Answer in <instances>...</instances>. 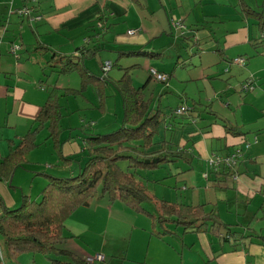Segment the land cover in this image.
Masks as SVG:
<instances>
[{
	"label": "crops",
	"instance_id": "1",
	"mask_svg": "<svg viewBox=\"0 0 264 264\" xmlns=\"http://www.w3.org/2000/svg\"><path fill=\"white\" fill-rule=\"evenodd\" d=\"M32 1L0 0V161L8 155L9 142L18 145L33 128V121L51 90H58L61 98L67 97L62 95L64 90L80 88L78 71H73L78 73L77 78L69 77L68 73L59 74V69L53 67L59 56L76 57L80 50H96L94 55L87 54L88 57L84 58L79 69L97 76L101 75L102 65L106 61L113 63L110 60L102 61L94 72L84 66L85 60L94 58L106 45H113L112 52L118 53V56L120 53L125 56L122 53L148 50L153 57L159 58L161 52L156 48H148V45L152 40L163 36V26L171 31V22L175 19L183 25V29H177L181 33V40L190 42L198 48V55L208 59L205 68H210V75L222 79V75L226 74L224 83L229 84V79H237L234 73L238 70L237 72L246 76L240 80L239 87L245 80L252 79L257 88L251 93L239 92L241 97L230 98L225 84L221 83L213 92V97L219 101L216 110L210 107L209 99L205 100L208 105L203 112L193 108L192 111L196 112V115L194 113L185 117L179 116L183 117L182 120L190 119L193 124L188 130L179 132L175 128L181 129L185 123L175 122L173 119L177 116L174 112L180 107L178 106L173 114L163 121L164 130L174 132V138L166 139L161 136L155 139L157 143L168 140L173 146L203 163L209 173L208 178L203 177L205 173L202 178L211 183L209 188H221L220 192L224 194L222 201L227 203V192L231 195L235 204L232 212L235 213L236 219L242 217L241 222L224 221L225 218L222 219L217 211L218 201L215 203L208 200L201 204L184 205H205L206 211L213 209L222 219L221 224L227 225L235 233L234 237L224 241L221 236L227 230L223 227L208 228L201 232H183L182 228L171 224L167 228L175 234L161 236L162 230L153 226L149 216L135 213L120 202L110 203L106 198H95L88 206L77 209L65 221L66 240L62 245L63 249L81 261L102 255L104 262L96 264H264V38L257 29L256 21L248 16L246 19L244 14L242 25L224 32H215L202 24L198 14L193 13V0L186 1V4L183 0H146V4L141 0ZM23 7L32 9L33 15L41 16V20L31 22L18 16L16 11ZM150 9H161L164 22L157 21L152 27L145 29V15L138 10L146 12ZM251 9L259 11L257 7ZM188 11L189 14L186 13ZM239 16L240 13L237 12L238 19L236 18L235 22L239 21ZM203 17L208 21H220L210 14H203ZM100 23L104 25L103 30L99 29ZM129 30H137V33L129 36ZM12 45L20 48L18 59L9 53ZM189 50L191 51L190 47ZM180 53L178 51L175 65L180 64ZM137 57L139 60L144 58ZM237 58L245 59V65L233 64L232 61ZM255 59L258 60L256 63L252 61ZM147 64L150 65L149 68L156 69L152 62ZM142 67L141 60L125 67L119 66L121 69L129 68L131 76V70ZM182 67H186V64L183 63ZM175 69L176 67H173L172 70ZM158 71L172 75V72ZM107 77L109 79V75ZM148 78L149 75L145 82ZM109 85L112 86L107 83L106 87ZM90 90L93 88H88L81 96L76 97L83 102L92 101L91 109L96 110L98 106L95 91L90 97L91 100L87 97ZM233 105L237 116L231 114ZM76 107L78 110L82 105L77 103ZM76 109L74 111H77ZM79 121L82 135L70 131L67 135L61 134L59 137L62 157L72 159L74 163L62 165L53 149L52 159L49 161L53 162L54 166L47 163L48 165L43 167L44 170H33L26 165L25 168L16 169L9 181L0 178V200L6 208H18L23 197L28 201L38 202L42 190L47 185V180L42 174L66 177L75 174L78 165L85 163L86 139L90 135L101 133L92 130L97 122L91 120L85 123L82 119ZM42 136V140H45L46 136ZM245 143L250 144L248 149L245 148ZM37 144L40 145L38 141ZM159 148L160 145L154 147L156 150ZM235 150L242 151V158L234 170H228L230 174L227 178L217 180L206 164L207 159L212 155L226 156ZM37 161V158L27 156V164L38 163ZM73 164L75 166L72 167ZM227 181H230V186ZM114 212L123 217L122 220L125 221H122V224L130 227L127 241L111 226ZM138 216L145 219L141 221L137 219ZM230 216L234 215L225 217ZM146 218H150V222L146 221ZM43 258L40 260L34 255L19 256L15 262L9 263L76 264L66 257L55 259L56 263H52V258ZM2 264L8 263L3 260Z\"/></svg>",
	"mask_w": 264,
	"mask_h": 264
},
{
	"label": "trees",
	"instance_id": "2",
	"mask_svg": "<svg viewBox=\"0 0 264 264\" xmlns=\"http://www.w3.org/2000/svg\"><path fill=\"white\" fill-rule=\"evenodd\" d=\"M241 11L256 21V26L264 38V1L252 10L245 0H239ZM96 50H80L76 57L59 56L54 61V68L59 74L78 71L80 88L66 89L63 96H81L88 88H93L98 100L97 109L104 111V91L110 83L122 99L123 116L116 129L106 134L88 136L85 141L86 161L78 165L75 174L57 177L42 174L47 185L41 192L38 202L28 201L23 197L18 208H6L0 200V264L5 256L17 259L22 254H40L51 259L70 258L76 264H86L78 260L70 252L63 249L65 221L79 208L86 207L95 198H106L110 203L120 202L131 211L149 216L152 224L162 230L161 236L175 234L168 230V225L182 228L183 232H201L208 228L223 227L226 231L221 236L224 241L235 236L227 225L221 224L218 214L213 209L205 210V205L187 206L158 200L147 194L139 181L140 171L157 169L165 164L184 160L190 164L192 157L182 149L173 146L168 140L155 141L160 124L164 117L158 105L154 106L145 90L151 80L140 87L132 84L130 69H121L122 74L117 81L100 76L90 75L88 71L79 69L84 58L94 55ZM127 57L144 56L152 58V54L142 52L122 53ZM121 56V53H120ZM117 63L111 64V68ZM118 66V65H117ZM150 69V68H149ZM168 75V74H167ZM170 77V75H168ZM60 94L53 89L49 92L45 104L33 121V128L26 133L18 145L9 142L8 155L0 161V178L9 181L14 171L25 168L28 154L36 149L38 135L46 131L45 140L53 142L62 165L75 161L62 157L59 150L62 119ZM160 145L158 150L154 149ZM228 170L215 174L217 180L229 176ZM51 259L52 263L57 260Z\"/></svg>",
	"mask_w": 264,
	"mask_h": 264
},
{
	"label": "rangeland",
	"instance_id": "3",
	"mask_svg": "<svg viewBox=\"0 0 264 264\" xmlns=\"http://www.w3.org/2000/svg\"><path fill=\"white\" fill-rule=\"evenodd\" d=\"M141 1L146 4V0ZM186 1L188 0H183L184 4H186ZM245 1L251 8H256L260 6L263 2V0ZM193 4V13L198 14L201 18V22H203L202 24L207 25L211 30L215 32H218L217 30H219V32H224L226 30L235 29L238 25H242L243 23L242 17L244 16V13L241 11L239 0H193ZM138 11L140 13H144L145 15V29L152 27L151 25L154 23L156 24L157 21L160 23L164 22V14L161 9H150L146 12L142 10ZM203 11L206 13H204ZM189 12L190 11L186 13L189 14ZM237 12L240 13L241 17L239 16V21L235 22L237 18ZM203 14H210L212 16H215L220 21H225V23H219L220 21L213 20L208 21L204 19ZM248 17L245 15L246 19ZM133 20H135V18H133ZM162 28L164 30L163 36H160V38H157L156 40H152L148 45V48L158 49L161 52V56L159 58L144 57L143 59H140L143 63V67L131 70L133 86H142V84L145 82L149 75L148 69L150 65H148L147 62H152L157 71L163 70L166 72H172V75L169 77V80L166 84L159 83L151 79L147 85V89L145 90L146 96L151 95L153 105L159 106L164 118L168 117L169 115H172L174 110L178 106L187 109V113L184 114L183 117L194 113V115H196V112L192 111L193 108H197V110L203 112L207 109L206 105H208V102L205 101L207 99H209L210 107L216 110L217 106L219 105V101L218 99L213 97V92L219 84L225 82L224 79L227 78V75L223 74L225 76L223 77L222 75V79L214 78L212 75H210V68H205L208 59H206L204 56L198 55V48L194 47L190 42L181 40L182 36L181 33L178 31L179 29L177 30L173 26H171V31L166 26H163ZM112 46L113 45H106V47L99 51L94 58L85 60L84 66L96 72V66H98V63L100 64L102 61L105 62V60H110L112 63L117 62V65L124 67L137 61H140L137 56H118V53L112 52ZM189 47L191 48V51L189 50ZM178 51L181 52V58L179 60L180 64L175 65V58L177 56ZM199 51L201 53V50ZM146 52L150 54V51L147 50ZM117 56L119 59L117 58ZM189 58L190 60H187ZM252 61H255L256 63V61L258 60L255 59ZM183 63L186 64V67H182ZM119 66H114V68L108 73L109 81L116 80L121 76L120 74L123 71H118ZM173 67H176V69L172 70ZM237 71L236 73H234L237 76V79H229V84L224 83L225 88L229 92L230 98L241 97V92L238 88L239 82L246 76ZM68 76L77 78L78 73L71 72L68 73ZM255 90H257L256 87L254 91ZM93 92L94 89L87 92L88 99L93 95ZM104 95L105 97L103 99V104L105 108V114H103L104 111L100 112L98 109H91L93 107L91 104L92 101H90L91 103H87L80 100L79 97H61L60 104L62 106L63 113V118L60 121V127L62 130L61 134L67 135L70 131H72L75 134L82 135V127L79 121L80 119L84 120L85 123L90 122L91 120L97 122L96 126L94 125L92 127V130L97 133L106 134L107 132L110 133L114 129H116L120 124L123 116L122 99L120 95L110 85L105 88ZM91 99L92 98H90V100ZM96 102V106H98V100H96ZM77 103H80L82 105V107H78V110L76 109ZM75 109L77 111H74ZM231 114L237 116V110L235 111L234 105L231 110ZM182 118L179 116H175L173 118L175 122L183 121L185 123V125H183L181 129L179 127L175 128V130L179 132H181L182 130H188V128L193 126L190 119L182 120ZM69 126H71L70 128L72 130L69 129ZM174 134L175 133L172 131H165L164 122H162L160 124L157 137L163 136L162 138L171 139ZM42 135H45L47 137L46 131L39 135V137L37 138V141L40 144L39 148H37V150L33 152L31 151L32 153L30 152V155L28 154L30 158H37L38 160V163H28L27 168L29 169L37 170L38 168H40L44 170L43 167L45 165L47 166V163L53 165V162L49 161L50 159H52L51 153H53L54 149L53 142L50 140H42ZM73 166L75 165L73 164L72 167ZM203 173H209L207 167L204 166L203 163L199 162L196 158H192L190 164H188L184 160H178L173 163L165 164L157 169L140 171V177L142 178H140L139 181L145 187L147 194L157 198L158 200H166L172 203L194 205L204 203L208 200L215 203L218 201L219 203L217 204V211L219 212L222 219L225 218L224 221L226 220L227 222H236L238 220L241 222L242 217L239 216L240 218L236 219L235 213L232 212V208L235 207V204H233L232 202L231 195L227 192V203L222 201L224 194L220 192L221 188H209L211 183L202 178ZM67 176H71V174ZM226 183L228 186H230V181H227ZM227 215L234 216L225 217ZM138 217L137 219L139 220L145 219L141 218V216ZM122 218L123 217L116 215L114 212L111 226L113 230H118V232L121 234V237L127 241L128 234L130 233V227L126 226L125 224H122V221H125L122 220ZM146 219V221L150 222V218ZM222 219H220L219 217V220ZM2 244L3 241L0 238L1 247ZM32 255H34L37 259H44L43 256H41L40 254L34 253L22 254L21 257H32ZM51 258L56 259V256H51ZM4 261L10 264L9 262H15L16 259H9L5 256Z\"/></svg>",
	"mask_w": 264,
	"mask_h": 264
},
{
	"label": "built area",
	"instance_id": "4",
	"mask_svg": "<svg viewBox=\"0 0 264 264\" xmlns=\"http://www.w3.org/2000/svg\"><path fill=\"white\" fill-rule=\"evenodd\" d=\"M32 1V0H31ZM33 2V1H32ZM16 14L21 17L27 18L31 22H36L41 20V16L39 15H33L32 9L28 7H23L22 9H19L16 11ZM171 25L175 27L176 29H183V25L180 21H173L171 22ZM99 29L103 30L104 25L102 23L99 24ZM137 33V30H129L127 34L129 36H133ZM19 50L20 48L18 46H10L9 53L15 58H19ZM233 64L238 66H244L245 65V59L243 58H237L232 61ZM111 69V63L106 62L102 65L101 71L102 75L106 76L107 73ZM149 76L151 79H153L156 82L166 84L169 80V77L167 74L159 72L155 70L154 68L149 69ZM255 89V83L252 79L245 80L239 87V90L241 93H251ZM175 115L177 116H183L187 113V109L184 107H178L175 110ZM245 148L248 149L250 147V144L245 143ZM242 158V151L241 150H235L231 153H229L226 156H220V155H212L209 157L206 161L207 166L209 167L210 171L214 174H217L223 170H234L239 162V160ZM203 177L206 179L208 178V174L205 173ZM104 257L102 255H96L94 257H89L85 259L86 264H96V263H103Z\"/></svg>",
	"mask_w": 264,
	"mask_h": 264
}]
</instances>
